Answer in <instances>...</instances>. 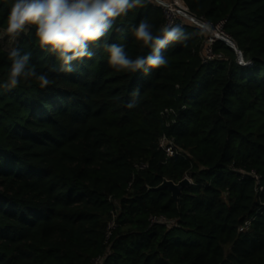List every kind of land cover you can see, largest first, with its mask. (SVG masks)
Here are the masks:
<instances>
[{"label":"trees","instance_id":"trees-1","mask_svg":"<svg viewBox=\"0 0 264 264\" xmlns=\"http://www.w3.org/2000/svg\"><path fill=\"white\" fill-rule=\"evenodd\" d=\"M183 1L225 21L251 64L222 40V56L205 62L206 32L185 21L191 38L164 51L167 67L117 72L103 44L146 56L130 29L147 19L158 33L165 14L152 2L119 18L72 73L48 72L55 56L34 28L22 34L16 47L53 83L0 88V264H264V0ZM11 3L0 0V32ZM8 51L0 46V84ZM187 175L178 200L151 190Z\"/></svg>","mask_w":264,"mask_h":264},{"label":"clouds","instance_id":"clouds-1","mask_svg":"<svg viewBox=\"0 0 264 264\" xmlns=\"http://www.w3.org/2000/svg\"><path fill=\"white\" fill-rule=\"evenodd\" d=\"M151 0H12L7 12L5 35L14 43L21 34L34 28L36 46L53 56L59 68L51 65L48 72L76 71L73 62L91 59L94 52L90 46L98 44L113 30L119 18L127 16L129 11L146 7ZM202 31H210V24H202ZM136 42L150 49L146 56L131 58L120 43L103 44L108 54V65L117 72L143 71L167 67L169 60L164 51L170 45L185 43L191 38L180 24L168 23L153 31V25L147 19L130 29ZM186 46V45H185ZM31 52L22 53L13 46L8 51L11 62L7 79L0 88L11 90L21 82L35 80L40 88L53 83L48 72H38L31 64ZM241 64L244 60L238 61ZM139 95L136 89L132 94ZM134 103V102H133ZM129 103V107L133 106Z\"/></svg>","mask_w":264,"mask_h":264},{"label":"built area","instance_id":"built-area-1","mask_svg":"<svg viewBox=\"0 0 264 264\" xmlns=\"http://www.w3.org/2000/svg\"><path fill=\"white\" fill-rule=\"evenodd\" d=\"M152 3L159 6L164 14H165V24L173 23V24H179L180 22L184 23L185 21H190L194 23L196 26L201 28L200 26L202 24H210L211 30L210 31H204L206 32V41L204 43V50H203V58L204 61L207 62L209 60L219 58L222 55H217L213 52V45L217 40H222L226 43V41H232V38L225 32L224 26L225 21H221L216 25H213L212 23H209L203 18H198L195 14H193L185 2L183 0H151ZM241 64V63H240ZM251 63H244L242 65H250ZM169 110H166V112ZM170 111H173L172 109ZM174 112V111H173ZM170 144H172V139L167 138L166 136H163L160 142V146L164 148L169 154L172 152L171 148L169 147ZM144 167V166H143ZM187 178L190 176H186ZM257 180H259V176H256ZM191 179V177H190ZM192 182V179H191ZM151 223L157 224V223H165L168 225L173 224V220H170L164 216H153L151 217ZM252 220H248L245 222L243 226L240 227V230H244L245 228H248L251 225ZM114 226L113 223L110 224V228ZM110 235V232H109ZM103 262V257L96 258L91 264H101Z\"/></svg>","mask_w":264,"mask_h":264},{"label":"water","instance_id":"water-1","mask_svg":"<svg viewBox=\"0 0 264 264\" xmlns=\"http://www.w3.org/2000/svg\"><path fill=\"white\" fill-rule=\"evenodd\" d=\"M226 44L230 46L233 50L236 51L238 54L239 60H244L243 53L236 47L235 43L232 41H226ZM191 184V180L187 177L183 178L178 183L165 179L159 186L151 188V190L159 191L163 189H169L172 193V196L175 200L179 199L180 194L183 192V190Z\"/></svg>","mask_w":264,"mask_h":264},{"label":"rangeland","instance_id":"rangeland-1","mask_svg":"<svg viewBox=\"0 0 264 264\" xmlns=\"http://www.w3.org/2000/svg\"><path fill=\"white\" fill-rule=\"evenodd\" d=\"M22 36V34H21ZM20 36V37H21ZM20 37L17 39V41L14 43L12 40H10L6 35L5 32H0V46L5 49H11L13 46H16L17 42L19 41ZM190 179V177H188ZM191 180V179H190Z\"/></svg>","mask_w":264,"mask_h":264},{"label":"crops","instance_id":"crops-1","mask_svg":"<svg viewBox=\"0 0 264 264\" xmlns=\"http://www.w3.org/2000/svg\"><path fill=\"white\" fill-rule=\"evenodd\" d=\"M3 32H5V31H3Z\"/></svg>","mask_w":264,"mask_h":264}]
</instances>
